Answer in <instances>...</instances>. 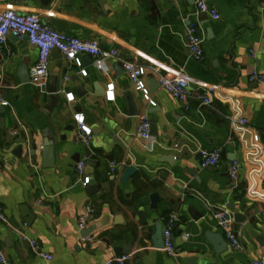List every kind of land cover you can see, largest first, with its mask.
Wrapping results in <instances>:
<instances>
[{
  "label": "crops",
  "instance_id": "1",
  "mask_svg": "<svg viewBox=\"0 0 264 264\" xmlns=\"http://www.w3.org/2000/svg\"><path fill=\"white\" fill-rule=\"evenodd\" d=\"M195 2L0 0V10L38 15L56 31L62 24L60 33L95 40L103 49L117 50L120 59L110 61L105 73L82 57L87 72L82 77L75 65L52 52L49 87L57 77V101L51 104L49 89L42 93L30 84L37 49L26 38L14 36L6 47L0 46V97L8 102L0 115V209L9 223H0V250L10 264H114L125 255L130 257L125 264L264 263V246L248 232L264 240V88L249 81L253 71L264 75V0H208L218 20L198 14ZM189 23L198 27L202 38L201 61L193 60L187 49ZM121 61L145 69L155 107L148 106L125 72L116 74L113 66H121ZM22 69L28 83L21 81ZM159 75L183 76L194 88L211 86V105L190 101L185 110L159 87ZM152 82L156 89H151ZM110 84L113 99L107 100ZM94 85L103 93L96 95ZM63 90L73 95L72 102ZM128 97L138 115H130ZM234 108L247 119L248 132L258 136V158L250 155L249 135L242 137L231 127ZM143 113L155 126L152 144L136 136ZM79 114L93 134L84 169L90 178L86 189L76 184L75 175L76 163L87 154L76 139ZM19 139L26 143L17 156ZM48 141L53 142L49 168L42 152ZM200 149H219V166L201 169ZM233 162L240 166L236 185L228 176ZM130 167L136 172L123 182ZM89 187L94 188L91 194ZM155 193L160 202L152 210L150 196ZM89 204L95 216L79 230L77 219ZM220 210L233 220L235 214L241 216V224L234 222L233 228L242 250H233L216 225L213 214ZM171 213L178 217L174 257L156 249L151 240L155 221L164 225ZM198 214L202 217L194 220L192 215ZM86 230L89 236L82 239L80 233ZM207 233L222 235L223 252H216ZM33 242L52 260L37 256Z\"/></svg>",
  "mask_w": 264,
  "mask_h": 264
},
{
  "label": "built area",
  "instance_id": "2",
  "mask_svg": "<svg viewBox=\"0 0 264 264\" xmlns=\"http://www.w3.org/2000/svg\"><path fill=\"white\" fill-rule=\"evenodd\" d=\"M196 11L198 14H207L212 19L218 20L219 16L213 6L208 3V0H196ZM186 45L188 52L195 61L203 59L202 38L198 27L189 23L186 29ZM9 36L22 39L26 38L30 45L35 47L38 52V59L36 64L30 70V84L33 88L42 93H47L50 83L49 73V59L52 52H59L69 63L75 65L82 77H86L87 72L83 69L82 57H88L93 61L95 68L105 73L109 72L108 63L110 61H120L119 52L117 50L103 49L95 40H81L76 37L68 36L60 33L51 27L44 24L38 15L34 14H20L13 9L0 10V46L6 47ZM121 66L124 72L130 79L134 89L140 92L147 102L148 106L155 107V102L151 99L150 93L146 87L144 77L145 69L134 63L121 61ZM158 73V70H154ZM68 76L64 78L68 81ZM250 82H255L264 88V75L253 71L249 76ZM159 87L168 94L172 99L183 104L185 110L190 108V101H196L202 106H209L211 100V86H204L194 88L191 87L190 82L183 76H158ZM107 91V100L113 99V85L110 84ZM65 93L68 102L73 101L71 93ZM8 102L0 97V108L7 107ZM231 127L234 133L245 137L249 135L250 155L253 158H258L260 149L258 146L259 139L257 135L248 132V122L238 108L233 109V114L229 118ZM76 124V139L85 148V154L75 165L76 184L86 189L90 184V178L84 175V169L91 155V145L93 134L91 129L85 125L84 117L82 115H75ZM137 139L146 144H152L151 136V122L146 113L138 116V124L136 129ZM199 166L201 169H215L219 166L222 154L219 149L207 150L200 149L198 151ZM110 171L114 172L115 164H110ZM240 166L233 162L228 169V176L230 181L236 185L239 177ZM95 216V207L89 204L77 219V226L79 230H83L93 220ZM214 221L218 228L222 231L225 240L229 246L235 250H242V246L234 231V220L230 213L226 210H220L213 214ZM178 220L176 214L171 213L165 218V223L162 230L163 251L169 257H174L176 254L173 228ZM0 223L8 225V219L0 209ZM33 252L47 261L52 260V256L45 255L40 251L37 243H31ZM130 260L129 256H122L114 260V264H125ZM0 264H10L4 253L0 250ZM183 264V263H180ZM251 264H264L262 261H252Z\"/></svg>",
  "mask_w": 264,
  "mask_h": 264
},
{
  "label": "water",
  "instance_id": "3",
  "mask_svg": "<svg viewBox=\"0 0 264 264\" xmlns=\"http://www.w3.org/2000/svg\"><path fill=\"white\" fill-rule=\"evenodd\" d=\"M57 31L58 32H63L62 29V24L57 26ZM86 59H88V57H85ZM114 71L116 72V74H122L124 73V70L121 66L119 65H114L113 66ZM21 81L22 83H28L29 82V75L25 73V70L22 69L21 72ZM56 84H57V77L53 78L50 87H49V95L51 97V104L55 103L57 101V88H56ZM94 88L96 89V95H100L101 93H103L100 89H97V85H94ZM157 85L155 83H151V89H156ZM80 93L85 94L86 92L82 89H80ZM98 93V94H97ZM128 102H129V106H130V115L134 116V115H138V112L135 110L133 103L131 101V98L128 97ZM5 113L4 108H0V115H3ZM151 134L155 135V126H151ZM26 143V139H19L17 140V144H19V146L16 148L15 150V155L20 156L21 152H22V145ZM43 158H44V162L47 168L52 167L53 164V142L52 141H48L44 144L43 149ZM233 158L230 157L229 161L232 162ZM136 169L134 167H130L128 168L124 175H123V182H126L130 177L133 176V174H135ZM94 188L89 187L87 189V193L91 194L93 192ZM150 209L152 210H157V205L160 202V198L158 196V194H152L150 196ZM24 212H25V216L28 220H31L32 217L29 215L28 210L26 208H24ZM202 216L201 214H198V216H194L192 215V218L194 220H197L198 218L200 219ZM27 220V224H29ZM234 222L239 225L242 222V218L239 214H235L234 215ZM155 231L153 233V235L151 236V240L153 242V245L156 249H163V240H162V230H163V225L158 222L155 221ZM242 231H244V228L242 229ZM249 234L262 246H264V240L260 239L257 234L255 232H253V230L249 229L248 230ZM89 230H86L84 232L80 233V236L82 239H85L89 236ZM206 238L207 241L214 247V249L216 250V252L220 253L223 252L226 248V242L224 241L223 237L221 234H213V233H207L206 234ZM119 250H115V256L119 255Z\"/></svg>",
  "mask_w": 264,
  "mask_h": 264
}]
</instances>
